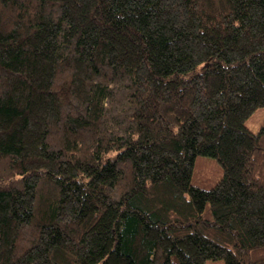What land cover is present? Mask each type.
Wrapping results in <instances>:
<instances>
[{
    "label": "trees",
    "instance_id": "obj_1",
    "mask_svg": "<svg viewBox=\"0 0 264 264\" xmlns=\"http://www.w3.org/2000/svg\"><path fill=\"white\" fill-rule=\"evenodd\" d=\"M259 106L264 0H0V264H264Z\"/></svg>",
    "mask_w": 264,
    "mask_h": 264
},
{
    "label": "rangeland",
    "instance_id": "obj_2",
    "mask_svg": "<svg viewBox=\"0 0 264 264\" xmlns=\"http://www.w3.org/2000/svg\"><path fill=\"white\" fill-rule=\"evenodd\" d=\"M264 119V107L259 106L247 117L245 125L253 132H256ZM222 176V168L218 161L210 156L198 155L191 173L193 185L209 188ZM208 214V206L205 208V215ZM205 264H224L223 259H208Z\"/></svg>",
    "mask_w": 264,
    "mask_h": 264
}]
</instances>
